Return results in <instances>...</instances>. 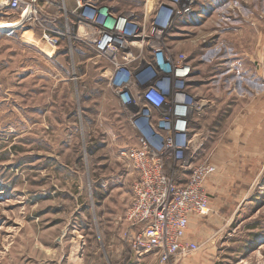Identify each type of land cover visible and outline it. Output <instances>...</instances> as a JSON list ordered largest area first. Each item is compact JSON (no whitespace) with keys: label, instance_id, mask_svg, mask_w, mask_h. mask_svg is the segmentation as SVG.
<instances>
[{"label":"rangeland","instance_id":"obj_1","mask_svg":"<svg viewBox=\"0 0 264 264\" xmlns=\"http://www.w3.org/2000/svg\"><path fill=\"white\" fill-rule=\"evenodd\" d=\"M52 1L55 9L74 5ZM97 2L148 20V35L159 22L163 34L151 40L172 60L192 62L194 95L210 105L194 114L193 127L208 138L204 153L216 154L211 139L244 115L255 93L260 136L250 153L259 161L208 196L210 214L189 225L197 238L186 240L198 250L168 264L205 250L213 253L202 264H264V62L254 85L242 63L264 56V0ZM77 21L60 18L70 31L55 46L31 26L0 34V264H133L125 219L137 175L123 153L138 137L109 80L113 65L79 37Z\"/></svg>","mask_w":264,"mask_h":264},{"label":"built area","instance_id":"obj_2","mask_svg":"<svg viewBox=\"0 0 264 264\" xmlns=\"http://www.w3.org/2000/svg\"><path fill=\"white\" fill-rule=\"evenodd\" d=\"M73 3L55 9L52 0H0V34L11 38L31 26L55 46L70 31L69 22L66 31L58 26L60 18L78 20L79 37L113 65L109 80L138 137L123 153L137 175L125 236L136 254L156 252L162 264L180 261L199 248L186 241L187 231L191 217L210 214L205 183L218 171L213 154L204 153L208 138L193 127L194 114L203 113L209 101L194 95L196 76L188 57L172 60L151 40L163 34L159 22L148 35L146 19L116 14L97 0ZM142 33L145 42L132 46Z\"/></svg>","mask_w":264,"mask_h":264},{"label":"crops","instance_id":"obj_3","mask_svg":"<svg viewBox=\"0 0 264 264\" xmlns=\"http://www.w3.org/2000/svg\"><path fill=\"white\" fill-rule=\"evenodd\" d=\"M258 23L260 24V20L258 19ZM259 32H262L260 28L258 29ZM264 32V31H263ZM261 52V51H260ZM256 56H249L243 57V66H247V72L245 73L247 80L252 81V85L255 84L256 80H259L261 77V72L257 69V62L260 64L261 61L264 62V56L261 58L259 57V52ZM262 59V60H261ZM252 67L250 68L248 67ZM259 95H256V100ZM252 97L255 100V93H252ZM253 103L251 107L247 106V110L243 111L244 115H241L238 120L228 128L227 126L223 128V132L218 135L217 138L211 139V144H218L216 154H213V163L218 168L216 174L211 176L205 183V190L207 195L210 197L212 193H216V191H220V188L224 189V185H231V182L240 174V170H246L248 167V162L259 161V153L256 151L254 152L252 149V153H250V147L254 146L259 143V119L258 115L255 119V113L258 114L259 112V103ZM249 114V115H248ZM250 114H252L250 116ZM215 132H218V128L214 129ZM203 131V130H202ZM223 136V138H222ZM220 139L219 141H217ZM208 142V139L207 141ZM205 142V147H206ZM214 151V149H212ZM258 150V148L256 149ZM252 155V157H250ZM239 176L244 177L243 174ZM210 199V198H209ZM212 199H210V209ZM245 201L242 203L244 205ZM243 208V207H242ZM203 222V217L193 216L190 219V225L192 224H201ZM125 224L127 222L125 220ZM190 227V226H189ZM193 234L195 236H193ZM197 238V233H190L189 229L187 231V239L194 241ZM212 250H205L204 252H200L199 255H194L189 257L188 259L184 260L182 264H202L204 262L198 261L199 258H211ZM185 259V258H184ZM208 260V259H207ZM131 261L133 264H150V262L158 263L160 262V255L156 252L146 254V255H139L135 253V256L131 257Z\"/></svg>","mask_w":264,"mask_h":264},{"label":"bare ground","instance_id":"obj_4","mask_svg":"<svg viewBox=\"0 0 264 264\" xmlns=\"http://www.w3.org/2000/svg\"><path fill=\"white\" fill-rule=\"evenodd\" d=\"M10 25H6L5 27H9ZM81 33L83 34V33H86V29L85 28H81ZM145 34L146 33H142L141 35H140V37H141V40L140 41H138V40H134L133 42H131L130 44L132 45V46H139V44L141 43H144L145 42V40H144V38H145ZM207 102H205V104H206Z\"/></svg>","mask_w":264,"mask_h":264}]
</instances>
